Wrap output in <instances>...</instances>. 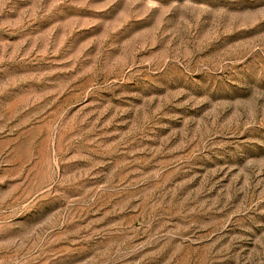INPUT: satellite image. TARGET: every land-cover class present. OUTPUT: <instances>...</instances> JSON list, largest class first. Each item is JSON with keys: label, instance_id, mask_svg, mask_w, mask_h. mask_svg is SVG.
I'll return each instance as SVG.
<instances>
[{"label": "rangeland", "instance_id": "rangeland-1", "mask_svg": "<svg viewBox=\"0 0 264 264\" xmlns=\"http://www.w3.org/2000/svg\"><path fill=\"white\" fill-rule=\"evenodd\" d=\"M0 264H264V0H0Z\"/></svg>", "mask_w": 264, "mask_h": 264}]
</instances>
